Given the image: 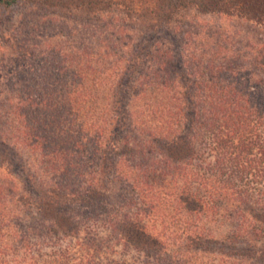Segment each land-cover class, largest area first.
I'll return each mask as SVG.
<instances>
[{
	"label": "trees",
	"instance_id": "1",
	"mask_svg": "<svg viewBox=\"0 0 264 264\" xmlns=\"http://www.w3.org/2000/svg\"><path fill=\"white\" fill-rule=\"evenodd\" d=\"M80 1L94 47L47 39L41 82L0 83V264L27 210L75 237L74 207L148 264H264V45L246 65L205 29L153 55L142 38L192 12L261 24L264 0Z\"/></svg>",
	"mask_w": 264,
	"mask_h": 264
},
{
	"label": "rangeland",
	"instance_id": "2",
	"mask_svg": "<svg viewBox=\"0 0 264 264\" xmlns=\"http://www.w3.org/2000/svg\"><path fill=\"white\" fill-rule=\"evenodd\" d=\"M135 7L145 6L135 5ZM84 8L80 0H18L12 8L6 9L0 6V83L5 82L7 86L11 85L15 88L16 84L11 82L22 83L21 79L26 76H29L26 79L35 77L41 82L40 72L48 59L46 54L50 50L48 44L58 45L69 42L76 47H82L87 43L94 47L95 44L88 36L93 30L87 31L90 26H87L88 22L82 11ZM189 14L194 17L186 21L189 23L191 21L192 25L174 23L168 29L143 35L142 38L148 39L150 43L148 46L150 55H153L157 46L162 44L177 50L183 46L186 32L195 33L202 29L208 31L210 35L215 34L214 41L217 40L216 33L227 35L229 43L232 40L235 49L243 51L241 56H248L244 57L246 65L264 45V21L258 24L218 14L198 16L193 12ZM91 22V26L99 24L95 20ZM47 39L52 41L46 44ZM201 41L203 42L202 37L197 42ZM24 47L25 50L33 53L35 56L33 59L21 56ZM251 48L253 52H249ZM1 61L4 62L1 64ZM251 71L258 82L264 81V73L261 70L252 68ZM11 72L13 76L9 74ZM21 86H24L23 83ZM262 88L261 91H264V85ZM17 183L22 189L28 187L23 184L26 183V179L18 180ZM122 199V195L116 194L111 196L110 201L111 204L118 205ZM87 212L93 213L90 216ZM26 214L28 216L18 222L17 226L19 231L28 232V236L21 237V233L18 232L14 233L15 237H13L14 239L18 237L17 241L23 243L24 248L8 256L10 260L7 264H87L93 259L95 261L93 264H148L149 262L144 253L124 246L121 242L118 244L117 238L110 237V232L104 229L101 220L97 221L92 209L86 211L83 207H74L69 210L68 215L75 222L81 223L79 224L81 234L75 237L50 233V223L33 208L27 210ZM89 217L91 220H88ZM84 225H87L85 229H90L89 233L84 232ZM22 257L26 258L23 262H21Z\"/></svg>",
	"mask_w": 264,
	"mask_h": 264
}]
</instances>
